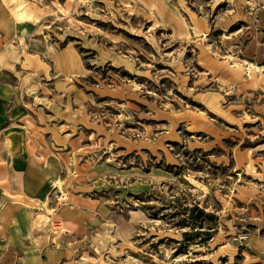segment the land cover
<instances>
[{
	"label": "rangeland",
	"instance_id": "obj_1",
	"mask_svg": "<svg viewBox=\"0 0 264 264\" xmlns=\"http://www.w3.org/2000/svg\"><path fill=\"white\" fill-rule=\"evenodd\" d=\"M4 48L1 253L93 197L62 264H264V0H0ZM66 49L81 69L53 76Z\"/></svg>",
	"mask_w": 264,
	"mask_h": 264
},
{
	"label": "crops",
	"instance_id": "obj_2",
	"mask_svg": "<svg viewBox=\"0 0 264 264\" xmlns=\"http://www.w3.org/2000/svg\"><path fill=\"white\" fill-rule=\"evenodd\" d=\"M159 7H162L160 5ZM5 50H0V69H7L11 64V61H15V58L5 55ZM57 51L54 58L55 73L53 76L59 74H73V71L81 69V61L76 58L74 52ZM18 56V52L15 50ZM66 58V59H65ZM22 60V58H19ZM11 60V61H10ZM65 60L66 62H62ZM58 67V70H57ZM19 114V113H18ZM20 115V114H19ZM25 125V124H24ZM10 125H4L1 132H4V128L10 132ZM14 129V128H13ZM19 130V129H18ZM14 129V131H18ZM12 133V132H11ZM1 135V133H0ZM5 140V139H4ZM8 153L11 156H19L21 162V170L19 175L22 179V190L30 198L36 191L39 190L41 182L44 180L42 176L32 177V171L35 167L31 166L33 160L29 156L21 137L12 135L9 137L7 144ZM49 219V223H53L56 227H51L48 238L44 239L40 243L34 245L32 241L23 242L25 247H22L19 251L15 252H0V264H62L65 263L67 253L75 243H79L86 234V230L89 227H93L99 220H102V206L94 198L88 197L78 198L75 202L64 201L59 203L46 217ZM42 228L45 225V221L41 223Z\"/></svg>",
	"mask_w": 264,
	"mask_h": 264
},
{
	"label": "built area",
	"instance_id": "obj_3",
	"mask_svg": "<svg viewBox=\"0 0 264 264\" xmlns=\"http://www.w3.org/2000/svg\"><path fill=\"white\" fill-rule=\"evenodd\" d=\"M85 1H87V0H82L83 3H85Z\"/></svg>",
	"mask_w": 264,
	"mask_h": 264
}]
</instances>
